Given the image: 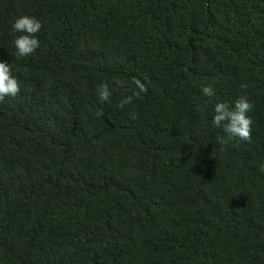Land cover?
Instances as JSON below:
<instances>
[{
    "label": "trees",
    "instance_id": "16d2710c",
    "mask_svg": "<svg viewBox=\"0 0 264 264\" xmlns=\"http://www.w3.org/2000/svg\"><path fill=\"white\" fill-rule=\"evenodd\" d=\"M0 62V264H264V0H0ZM242 95L252 139L221 143Z\"/></svg>",
    "mask_w": 264,
    "mask_h": 264
},
{
    "label": "clouds",
    "instance_id": "9594fccd",
    "mask_svg": "<svg viewBox=\"0 0 264 264\" xmlns=\"http://www.w3.org/2000/svg\"><path fill=\"white\" fill-rule=\"evenodd\" d=\"M42 27L43 24L35 16L23 15L15 20L12 24L13 33H20L13 40L18 57L30 56L41 47L37 33L41 31ZM117 83L122 84L123 82ZM133 83L136 90L132 92V95L121 101L119 107L122 109L125 105L132 103L133 98L140 99L142 98L141 94H146L148 91L147 84L140 79H134ZM241 87L246 89L248 86L242 85ZM20 90V83L12 75L10 66L5 62H0V102H4L6 97H16ZM112 91L107 82H102L97 86L98 100L101 103L108 101ZM202 92L207 97H213L216 94L215 89L211 85L204 86ZM253 108L254 103L249 100L247 95L240 96L235 101L234 106L227 102H217L214 106L212 123L216 128L222 127L228 137V139L219 137V142L226 144L230 139L235 138L250 142L252 139L253 120L248 113ZM136 118L135 113H133L132 119ZM261 171H264V167L261 168Z\"/></svg>",
    "mask_w": 264,
    "mask_h": 264
}]
</instances>
